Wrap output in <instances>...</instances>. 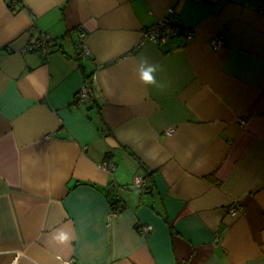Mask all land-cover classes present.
<instances>
[{"label": "crops", "instance_id": "crops-1", "mask_svg": "<svg viewBox=\"0 0 264 264\" xmlns=\"http://www.w3.org/2000/svg\"><path fill=\"white\" fill-rule=\"evenodd\" d=\"M0 264H264V0H0Z\"/></svg>", "mask_w": 264, "mask_h": 264}, {"label": "built area", "instance_id": "built-area-1", "mask_svg": "<svg viewBox=\"0 0 264 264\" xmlns=\"http://www.w3.org/2000/svg\"><path fill=\"white\" fill-rule=\"evenodd\" d=\"M168 13L170 14L171 17L164 18L160 23L152 26L151 29H145L143 31L144 32L143 36H144L145 40L154 41L157 43H165V42H168V41H170V40H172L175 37L180 36V35H182L185 39L192 38V35H193L192 31H190V30L185 31L184 29H181L179 27L180 26L179 25V18H177L176 14H175V8L174 9L170 8ZM79 35H80L79 41L81 43L80 57L82 59H85V58L89 57V50L83 45V40L85 38V35H83V33H80ZM48 42H50V38L46 37L45 35H42L41 39L39 41L31 43L26 48V50H28L30 52L40 50L42 53L43 52L46 53V52H48V49H47V46H48L47 43ZM210 46L213 50H218L223 46V40H221V38H213L210 42ZM75 96H76V98H75L76 102L87 101L93 96L92 91L89 87L88 80H86L84 82L81 89L79 90V92ZM240 121L243 122V120H240ZM169 133H171V132H169ZM100 167L103 170L107 171L108 173L109 172L113 173V171L116 168V166H114V164L109 159H104L100 163ZM133 183H134L135 187H138V188L145 187V181L140 176H135ZM237 210L238 209H236L235 206L232 207L230 210L231 215L236 214ZM149 230H150L149 226L148 227H145V226L138 227V231L142 236H146V234L148 233Z\"/></svg>", "mask_w": 264, "mask_h": 264}, {"label": "clouds", "instance_id": "clouds-1", "mask_svg": "<svg viewBox=\"0 0 264 264\" xmlns=\"http://www.w3.org/2000/svg\"><path fill=\"white\" fill-rule=\"evenodd\" d=\"M160 72V65L157 63L149 62L147 58H141L138 61L137 76L139 81L147 88L154 87L162 89L164 84L157 79V75ZM66 234H61L59 240L65 242L67 240Z\"/></svg>", "mask_w": 264, "mask_h": 264}, {"label": "trees", "instance_id": "trees-1", "mask_svg": "<svg viewBox=\"0 0 264 264\" xmlns=\"http://www.w3.org/2000/svg\"><path fill=\"white\" fill-rule=\"evenodd\" d=\"M175 25H176V24H175ZM175 25H174V26H175ZM176 26H177V25H176ZM177 27H178V26H177ZM179 27H180L181 29H183L181 26H179ZM181 29H180V30H181ZM184 30H185V29H184ZM187 30H189V29H187ZM185 31H186V30H185ZM190 31H192V30H190ZM77 44H78V45H77L78 47L81 46L80 41L77 42ZM80 48H81V47H80ZM80 52H81V50H80ZM86 80H88V83H89V81H90L91 79H90L89 77H86ZM86 80H85V81H86ZM89 87H90V83H89ZM90 89H91V87H90ZM91 91H92V89H91ZM78 92H79V91H78ZM78 92H77V93H78ZM77 93H76V94H77ZM76 94H75V95H76ZM75 98H76V96H75ZM75 98H74V102H76V101H75ZM91 99H92V97H91L89 100H87V101H81V102H88V101H90ZM77 103H79V102H77ZM236 206H237V205H236ZM111 207H112V210H113V209H118V208H119V203H117L116 201H111Z\"/></svg>", "mask_w": 264, "mask_h": 264}, {"label": "rangeland", "instance_id": "rangeland-1", "mask_svg": "<svg viewBox=\"0 0 264 264\" xmlns=\"http://www.w3.org/2000/svg\"><path fill=\"white\" fill-rule=\"evenodd\" d=\"M240 122H241V121H240ZM240 122H239V123H240Z\"/></svg>", "mask_w": 264, "mask_h": 264}]
</instances>
